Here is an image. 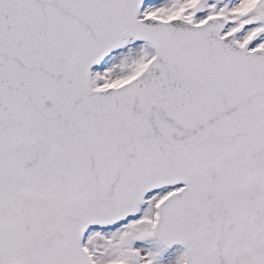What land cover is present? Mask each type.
<instances>
[{
	"label": "snow or ice",
	"instance_id": "obj_1",
	"mask_svg": "<svg viewBox=\"0 0 264 264\" xmlns=\"http://www.w3.org/2000/svg\"><path fill=\"white\" fill-rule=\"evenodd\" d=\"M0 264H264V0H0Z\"/></svg>",
	"mask_w": 264,
	"mask_h": 264
}]
</instances>
